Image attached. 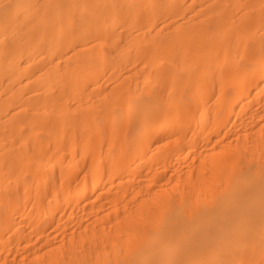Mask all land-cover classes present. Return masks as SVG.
<instances>
[{
	"label": "bare ground",
	"instance_id": "1",
	"mask_svg": "<svg viewBox=\"0 0 264 264\" xmlns=\"http://www.w3.org/2000/svg\"><path fill=\"white\" fill-rule=\"evenodd\" d=\"M106 67L104 118L133 147L115 148L111 134L97 164L100 106L87 99ZM211 82L219 96L201 130L234 119L227 141L202 146L195 175V157L184 177L165 157L160 200L148 189L135 213H116L113 234L95 226L96 184L64 186L83 167L67 154L89 157L95 174L133 172L153 137L203 118ZM173 175L188 203L168 192ZM62 206L83 212L68 248L28 264H264V0H0V245L18 214L38 224Z\"/></svg>",
	"mask_w": 264,
	"mask_h": 264
},
{
	"label": "rangeland",
	"instance_id": "2",
	"mask_svg": "<svg viewBox=\"0 0 264 264\" xmlns=\"http://www.w3.org/2000/svg\"><path fill=\"white\" fill-rule=\"evenodd\" d=\"M111 71L112 67H106L101 72L97 73L96 81L101 84L94 85L93 88L91 87V93L87 99L88 102L93 101L94 105L100 106V114L98 117H95L96 119H93L96 124L98 123L94 131V136L99 137L102 146L100 155L97 154V164H103L105 161L106 147L110 141L111 134L114 136L113 142L115 148L131 152L133 147L130 141H127L124 147L121 146L122 133H119L115 127H113L110 120L104 118L107 105V103L104 102L108 97L112 99L113 95V82L111 81V76L114 75ZM218 90L219 88L214 82H211L210 86L202 89L201 102L204 103L205 108L203 118L194 122L192 116L191 120L184 123L185 125L182 123V120L180 125L176 124L175 126H171L165 133L167 136H172L165 137L164 141L158 140V136L155 138L153 137L152 142L144 145L141 149V156L137 159V165L133 167V172L118 174L110 167L95 174L87 170L89 157L76 155L71 158L69 157L70 155L67 154L65 157L67 161L72 159L73 162L81 163L83 167L78 171V175L72 177L67 176L68 180L64 186L75 184L80 181H94L96 184L95 187L90 188L89 196L94 200L89 202V204H93V211L88 216L95 226L103 225L105 226V232L113 234V230H115L116 213H119L121 216L131 211L135 213V204L139 203L141 200H143L141 203L145 204L148 201L147 198H149V195L145 200L143 198V195L148 189H150V191H155L157 194L161 184L158 179L160 177V172L164 169L163 164L165 163V157L168 159L169 163L171 162V164L179 165L182 168L181 175H183V177L188 169V164L194 159L193 157H195L193 160L195 162L192 161L191 165L189 164L190 167L192 166L190 170L191 174L195 175L196 165L199 161L198 156L202 152V146L206 145L209 150H211L214 145L217 146L227 141V131L236 124L235 122L232 123L234 119L218 124L212 129H206L203 133L201 130L205 124H208L207 122L211 116L213 100H215V97L217 99L219 96L217 93ZM73 101L72 98L69 100L71 104ZM201 102H189L190 109L197 110L198 108H196V105H200ZM126 117L127 116L124 115L122 119H128V117ZM176 128L180 130L178 136L174 135ZM99 131L102 135H99ZM129 134H132V132ZM128 138L130 139V136H128ZM215 139L218 140L215 142ZM158 143L161 144L160 147L157 146ZM179 152H181L180 155H178L179 158L175 159V155L177 156ZM141 162L142 165H140ZM192 163L195 165H192ZM142 172L144 173L141 175ZM168 173H172L170 168H168ZM174 176L175 175H173L170 180L166 181L169 184L167 188L168 192L175 198L180 199L183 197L181 201L188 203L190 197L187 194V187L182 182L176 184V182H174ZM138 178L143 179L142 182H140L141 185H135L137 184L136 179ZM56 180V184L62 186L61 179L58 177ZM157 197L158 200L161 199L159 194H157ZM22 202L23 204L27 203V206L30 207L31 201L23 200ZM149 204L156 206L151 202ZM82 213L83 212L76 209L62 206L48 215L42 213L40 217L41 223L38 224H35L34 221L23 215V213L18 214L16 218V224L18 225L14 224L12 226L13 233H11L12 238L10 244L7 246L0 245V264H28L35 254L43 256V259H46L49 253L55 255L56 253L58 254L66 251L68 243L63 241V237H67L68 234H70L72 227L82 218ZM84 216H87V213H85ZM125 220H127V218H125ZM38 225L41 227L37 228ZM18 234L20 236H18ZM95 237L98 238V235L96 234ZM47 249H49V252H46Z\"/></svg>",
	"mask_w": 264,
	"mask_h": 264
}]
</instances>
